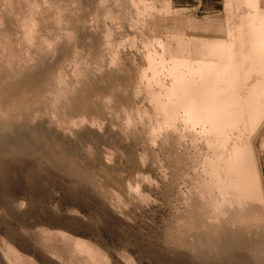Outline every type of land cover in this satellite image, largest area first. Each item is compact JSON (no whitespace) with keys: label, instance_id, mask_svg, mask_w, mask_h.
I'll return each mask as SVG.
<instances>
[{"label":"rangeland","instance_id":"374dc122","mask_svg":"<svg viewBox=\"0 0 264 264\" xmlns=\"http://www.w3.org/2000/svg\"><path fill=\"white\" fill-rule=\"evenodd\" d=\"M28 6L36 27L27 43L20 21ZM235 20L226 0H0V35L10 37L14 54L6 64L9 47L0 46V88L18 75L15 70L35 68L31 83L16 90L8 83L0 98V252L9 244L33 263L67 264L40 245L60 232L65 241L81 238L100 248L106 264H248V255L237 251L221 259L213 252L206 262L186 252L200 234L211 250L217 245L203 227L208 205L201 191L208 197L204 160L210 151L198 129L186 132L178 125L175 133L150 135L151 102L139 88L146 81L139 78L146 52L159 54L163 44L176 50L179 39L188 48L225 43L241 29ZM190 53L197 65L199 56ZM59 72L71 89L51 118ZM158 77L168 79L165 71ZM136 110L139 117L132 115ZM76 116L85 118L61 122ZM46 118L58 120L59 128L70 125L69 140L48 133L32 140L35 132L26 124ZM87 124L94 131L80 135ZM110 132L121 133V141ZM263 135L261 125L254 146L264 191ZM139 189L138 199L131 191ZM52 235L53 246H60L61 236ZM2 255L0 264H9Z\"/></svg>","mask_w":264,"mask_h":264},{"label":"bare ground","instance_id":"6f19581e","mask_svg":"<svg viewBox=\"0 0 264 264\" xmlns=\"http://www.w3.org/2000/svg\"><path fill=\"white\" fill-rule=\"evenodd\" d=\"M241 3L248 7L243 9ZM226 5L230 17L239 19L234 21V26L241 29L233 32L225 43L215 40L188 48L184 45L185 41L179 39L176 50L172 51L169 45L163 44L159 54L146 52V69L139 72V78L144 77L146 81L139 88L149 103L151 102L154 121H149L147 126L150 135L161 129L175 133L178 125L186 132L198 129L210 151L204 160L208 197L201 191V198L206 196L204 201L208 205V223L203 227H208V241H214L217 245L215 250H211V244L208 243L207 246L205 237L200 234L194 241L185 245L186 252L196 254L201 261L206 262L215 257L213 252L221 259L226 253L237 251L248 255V264H264V191L254 146L257 130L264 125V5L261 0H226ZM21 20L22 26H19L24 27L22 39L28 43V39H32L31 35L34 34L33 25L35 24L34 29L36 27L31 6L26 8V14ZM1 35L0 46L9 47L8 57L4 59L5 63L9 64L10 58L14 56L11 39L7 34L2 35L3 37ZM150 46L152 48V45ZM190 51L196 54V57L199 56L197 65L190 63ZM184 52L189 53L185 55ZM165 56L169 60L167 64L163 62ZM33 67L29 66L22 73L15 70L18 75L1 86L0 98L3 99V92L7 90L8 83L15 90L21 84L31 83L29 77L35 69ZM76 67V71L73 70L75 76L79 73ZM162 71L168 75L167 81H161L158 77ZM22 74L26 77L23 81L22 78L19 79ZM55 80L57 87L49 100L51 118L55 114L58 101L69 100L66 93L71 89L64 85L61 72ZM142 113H147V110ZM132 115L139 117V110ZM129 116H126V120L132 118L131 114ZM51 118L42 119L34 125L26 124L29 125L28 131L35 132L31 135L32 140L37 139V134L45 133L60 136L64 142L69 140L70 125L63 124L62 128H59L58 120ZM83 118L85 117L81 116L73 120L61 117V122L68 124L72 121L80 124ZM87 130L94 131L92 126L88 125L79 132L80 135L85 134ZM110 133L111 136L118 135L121 141V133ZM16 141L23 142L20 139ZM260 141L264 148V141ZM147 180L148 177L146 182ZM131 192L138 199L142 194L140 189ZM222 214L225 216L222 217ZM254 221L260 223V229L258 225L253 226ZM52 234L61 236L60 246H53L49 238ZM49 235L40 240V245L50 257L56 258L58 263L106 264L104 255L98 250L100 248L94 247L92 243L79 241L81 238H73L72 241L71 237L65 241L66 237L60 232ZM0 253H3V258L9 264H37L23 257L25 254L20 255L21 253L9 244Z\"/></svg>","mask_w":264,"mask_h":264}]
</instances>
